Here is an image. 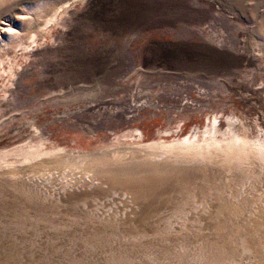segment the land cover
Listing matches in <instances>:
<instances>
[{"label": "rangeland", "instance_id": "1", "mask_svg": "<svg viewBox=\"0 0 264 264\" xmlns=\"http://www.w3.org/2000/svg\"><path fill=\"white\" fill-rule=\"evenodd\" d=\"M0 264H264V0H0Z\"/></svg>", "mask_w": 264, "mask_h": 264}, {"label": "bare ground", "instance_id": "2", "mask_svg": "<svg viewBox=\"0 0 264 264\" xmlns=\"http://www.w3.org/2000/svg\"><path fill=\"white\" fill-rule=\"evenodd\" d=\"M118 150H119V149H118ZM42 153H43V152H41V153L38 152L37 154H34V157H38V156L42 155ZM30 155H31V154H30ZM30 155H29V156H30ZM26 159H27V157H26ZM107 163H108V162H107ZM132 193H133V192H132ZM19 195H20V194H19ZM12 196H13V195H12ZM51 200H52V199H51ZM43 204H44V203H43ZM128 204H129V203H128Z\"/></svg>", "mask_w": 264, "mask_h": 264}]
</instances>
